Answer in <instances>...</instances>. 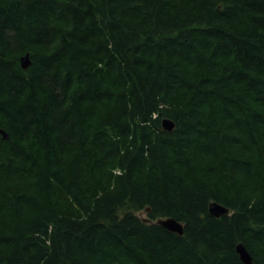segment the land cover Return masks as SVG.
Wrapping results in <instances>:
<instances>
[{
	"label": "trees",
	"instance_id": "16d2710c",
	"mask_svg": "<svg viewBox=\"0 0 264 264\" xmlns=\"http://www.w3.org/2000/svg\"><path fill=\"white\" fill-rule=\"evenodd\" d=\"M0 129V264H264V0H0Z\"/></svg>",
	"mask_w": 264,
	"mask_h": 264
},
{
	"label": "water",
	"instance_id": "95a60500",
	"mask_svg": "<svg viewBox=\"0 0 264 264\" xmlns=\"http://www.w3.org/2000/svg\"><path fill=\"white\" fill-rule=\"evenodd\" d=\"M29 65V56L28 54H25L20 58V66L23 70H26ZM162 127L164 131L172 132L175 129V123L171 119L164 118L162 120ZM0 134L4 139H8L7 134L1 129ZM147 211L148 210H146V212ZM209 214L214 218L226 217L231 215V209L218 202H211L209 206ZM157 224L172 233H176L180 236L184 235V225L174 218L160 219L157 221ZM236 250L243 264H255L251 254L243 243L238 244Z\"/></svg>",
	"mask_w": 264,
	"mask_h": 264
},
{
	"label": "rangeland",
	"instance_id": "374dc122",
	"mask_svg": "<svg viewBox=\"0 0 264 264\" xmlns=\"http://www.w3.org/2000/svg\"><path fill=\"white\" fill-rule=\"evenodd\" d=\"M139 217H141V218H145L146 216H145L144 213H139Z\"/></svg>",
	"mask_w": 264,
	"mask_h": 264
}]
</instances>
